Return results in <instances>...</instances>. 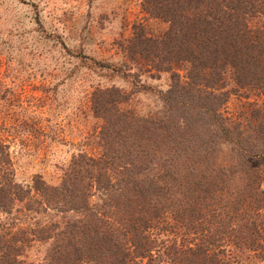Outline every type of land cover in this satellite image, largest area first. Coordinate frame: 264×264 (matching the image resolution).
<instances>
[{"label": "trees", "instance_id": "obj_1", "mask_svg": "<svg viewBox=\"0 0 264 264\" xmlns=\"http://www.w3.org/2000/svg\"><path fill=\"white\" fill-rule=\"evenodd\" d=\"M143 5L169 25L147 54L169 74L162 112L120 123L117 107L100 105L111 119L102 155H79L55 188L35 180V197L13 179L0 139V264H19L35 242L48 244L40 264H138L151 253L165 264L264 259V193L249 162L264 155V124L223 112L234 92L264 95V0ZM25 199L20 213L14 204ZM32 213V227L19 228ZM59 215L70 218L59 224Z\"/></svg>", "mask_w": 264, "mask_h": 264}, {"label": "rangeland", "instance_id": "obj_2", "mask_svg": "<svg viewBox=\"0 0 264 264\" xmlns=\"http://www.w3.org/2000/svg\"><path fill=\"white\" fill-rule=\"evenodd\" d=\"M168 26L143 0H0V139L8 145L13 179L30 196L35 180L55 188L79 155H102L98 138L110 116L100 105L117 107L120 123H148L162 112L158 91L168 88L169 74L147 54ZM173 67L183 73L181 65ZM223 112L234 123L264 124V95L234 92ZM249 162L264 193V155ZM26 203L14 208L26 213ZM67 216L55 219L62 224ZM26 219L19 228L38 217ZM155 236L165 239V233ZM47 247L31 243L19 264H40ZM235 256L237 264H264L252 254ZM138 264L165 263L151 253Z\"/></svg>", "mask_w": 264, "mask_h": 264}]
</instances>
